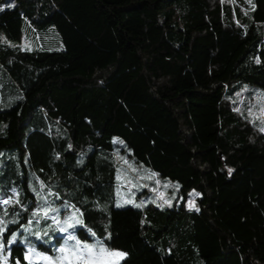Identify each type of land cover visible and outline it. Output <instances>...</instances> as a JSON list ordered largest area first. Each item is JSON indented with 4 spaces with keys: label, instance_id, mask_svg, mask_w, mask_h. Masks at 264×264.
Returning a JSON list of instances; mask_svg holds the SVG:
<instances>
[{
    "label": "trees",
    "instance_id": "16d2710c",
    "mask_svg": "<svg viewBox=\"0 0 264 264\" xmlns=\"http://www.w3.org/2000/svg\"><path fill=\"white\" fill-rule=\"evenodd\" d=\"M0 9V244L36 209L57 228L39 212L69 203L83 225L65 233L124 252L119 264H264V0ZM49 27L64 49L22 46ZM121 158L172 183L170 205L143 188L121 204ZM11 243L9 264H43Z\"/></svg>",
    "mask_w": 264,
    "mask_h": 264
},
{
    "label": "rangeland",
    "instance_id": "374dc122",
    "mask_svg": "<svg viewBox=\"0 0 264 264\" xmlns=\"http://www.w3.org/2000/svg\"><path fill=\"white\" fill-rule=\"evenodd\" d=\"M22 46L25 49H30V50L34 49L36 46L46 47L51 50L64 49V44L62 42L61 35L53 27H49L46 31L41 32L40 36L36 38H34L31 35V33H27L22 42ZM245 97H244V94L240 96L241 102L246 101ZM252 101L259 102V103L257 102L258 104L256 102L255 103L257 104V107L259 108L258 109L259 113L262 115V117H264V94H260L257 97L255 96L252 99ZM121 160H123V163L128 166L126 170L129 173L128 175L130 176L129 184L131 185V188H130L128 185L123 184L124 181L121 180V175L118 174V181L120 184H122V186H118V193L120 197L119 202L121 204L130 202L133 199H135V193L133 189H135L137 193L139 194L138 189L143 188L145 191H147V193L149 194V196L154 202L159 203L163 206L170 205L171 198L169 197L168 189L174 187L172 183L162 182L160 178L154 172H151V171H147L144 174L139 173L137 172L135 166L128 159L121 158ZM152 188L154 190V193L151 192ZM197 196H199V193L196 191H192L189 194L188 199L186 201L187 209L189 210L198 209L195 204V200ZM143 199H144L143 197H140L141 202H143ZM37 210L38 209L31 212L30 219L27 223L20 224L17 228L13 230L12 234L10 235L11 240H12V237L15 236V240L18 239L20 240L22 244H25L27 246L25 257L30 263L43 262L45 264H50L51 263L50 261L43 260L40 257L41 256L56 257L59 254L57 252L58 247L56 248V246H59V245L60 247H63L65 245L71 246L75 244L76 241H80L81 244H87L92 249L93 247L98 246V245L90 243L94 239L88 240V239H80V238L74 237L73 240H68L67 239L68 234L65 232L62 233L57 228L55 229L44 228L43 220L39 217ZM65 212L66 213L64 214V210L59 209L58 218H59L60 223L63 225V227L68 228V225L64 224L63 221L73 215H75V219L69 220V223L74 224L75 226L68 228V229L74 231L83 225V218H82L80 210L77 207L72 205L71 208L68 211L65 210ZM76 219L82 221V223H76ZM5 227H6V224H3V222H1L0 220V228H5ZM36 233H39V238L37 237ZM57 236L61 237L59 243L56 242ZM95 241H98L97 238H95ZM37 242H43L44 244L50 246L56 252V254H50L46 251H39V249L36 247ZM11 244L12 243L5 245V246L3 244H0V249L4 248L5 250L4 259L2 260L1 264H9ZM29 249H33V251L29 252ZM107 251L110 252L114 250H107ZM36 253H39L40 255L37 256ZM92 257L93 255L90 256L87 264H109L110 262V259H104L103 261H98L96 259H93ZM118 260H119V257H115V259H113L110 264H116Z\"/></svg>",
    "mask_w": 264,
    "mask_h": 264
},
{
    "label": "snow or ice",
    "instance_id": "6c2138e0",
    "mask_svg": "<svg viewBox=\"0 0 264 264\" xmlns=\"http://www.w3.org/2000/svg\"><path fill=\"white\" fill-rule=\"evenodd\" d=\"M11 6V5H10ZM2 10V9H0ZM264 131V129H262ZM11 201L5 200L4 203H10ZM198 210V209H197ZM52 211H57L56 209H53ZM48 212L47 210L44 211V216L47 217ZM53 221L57 224L60 223V221L57 220V218L54 216L52 217ZM75 219V215L69 217L68 219L64 220L63 223L68 225V228L74 227V224L69 223V220ZM76 223H82V221L76 219ZM68 228L66 227H60V232H67ZM3 231V228H0V232ZM37 237L39 238V233H36ZM68 240H73L74 237L72 235H68ZM15 240V236L12 237V240L9 241V243L13 242ZM33 249H29V252H32ZM93 249L87 245V244H81L80 241H76L75 244L68 246L65 245L63 247H60L57 249V252L59 255L56 257L52 256H41L40 258L43 260L50 261L51 264H87L91 254L93 253ZM100 252L105 251L103 248L99 249ZM37 256H39V253H36ZM109 255L113 256H120L121 258L124 256L123 253L119 252H113L109 253Z\"/></svg>",
    "mask_w": 264,
    "mask_h": 264
},
{
    "label": "built area",
    "instance_id": "2783aa9c",
    "mask_svg": "<svg viewBox=\"0 0 264 264\" xmlns=\"http://www.w3.org/2000/svg\"><path fill=\"white\" fill-rule=\"evenodd\" d=\"M114 155L116 156V158H117V154L116 153H114ZM117 171H118V174H120L121 175V180H123L124 181V183L123 184H126V185H128L130 188H131V185L129 184V182H130V176L128 175L129 173H128V171L126 170L127 169V165H125L124 163H123V161H120V160H118L117 159ZM119 186H122V184H120L119 183ZM144 187V186H143ZM145 187H146V185H145ZM133 191H134V193H135V196L138 194L137 193V191L135 190V189H133ZM151 192L152 193H154V190H153V188L151 189ZM14 193L16 194V191H14ZM5 200H8L9 201V197H5V198H0V206H6L7 204H5L4 203V201ZM143 203V202H142ZM45 210H47V212H48V215H47V217H45L44 216V211ZM53 206H52V203H50V202H48V205H47V208H45V209H43V210H40V215L42 216V217H44L45 219H47V220H49V221H51L57 228H60V227H63V226H61L60 225V223L59 224H57V223H55L54 221H53V219H52V217H54L55 215L52 213L53 211ZM56 217V216H55ZM57 218V217H56ZM58 220V219H57ZM59 221V220H58ZM72 234V233H71ZM71 234H69V235H71Z\"/></svg>",
    "mask_w": 264,
    "mask_h": 264
},
{
    "label": "crops",
    "instance_id": "0c3cea01",
    "mask_svg": "<svg viewBox=\"0 0 264 264\" xmlns=\"http://www.w3.org/2000/svg\"><path fill=\"white\" fill-rule=\"evenodd\" d=\"M45 198H48L47 197V195L45 196ZM49 199V198H48ZM50 201H51V199H50ZM71 206H72V204H69V203H60V204H57V205H54V209H56L57 211H54V213L57 215V217H59V209H62V210H64V214L66 213L65 212V210L66 211H68L70 208H71ZM61 239V238H60ZM60 239L57 241L58 243L60 242ZM91 244H95V245H98V246H95V247H93V253L91 254V255H93V259H96V260H98V261H103L104 259H110V262H109V264L111 263V261L113 260V259H115V257H119V260H118V262L116 263V264H119L120 263V261L125 257V253L124 252H122V251H117V250H114V251H107L104 247H103V245L99 242V241H95V239L92 241V242H90ZM60 246V245H59ZM58 246V247H59ZM100 248H103L105 251H103V252H100L99 251V249ZM113 252H119V253H123L124 254V256L121 258L120 256H113V255H109V253H113ZM59 255V254H58ZM41 263H43V262H41ZM43 264H45V263H43ZM51 264V263H50Z\"/></svg>",
    "mask_w": 264,
    "mask_h": 264
}]
</instances>
